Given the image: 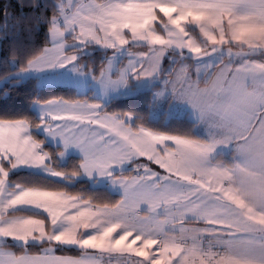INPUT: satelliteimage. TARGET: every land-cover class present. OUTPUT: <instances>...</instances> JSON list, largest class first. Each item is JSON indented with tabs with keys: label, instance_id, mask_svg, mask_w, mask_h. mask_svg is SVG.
Instances as JSON below:
<instances>
[{
	"label": "snow or ice",
	"instance_id": "obj_1",
	"mask_svg": "<svg viewBox=\"0 0 264 264\" xmlns=\"http://www.w3.org/2000/svg\"><path fill=\"white\" fill-rule=\"evenodd\" d=\"M3 42L0 95L76 98L0 114V264H264V0H18Z\"/></svg>",
	"mask_w": 264,
	"mask_h": 264
},
{
	"label": "trees",
	"instance_id": "obj_2",
	"mask_svg": "<svg viewBox=\"0 0 264 264\" xmlns=\"http://www.w3.org/2000/svg\"><path fill=\"white\" fill-rule=\"evenodd\" d=\"M17 4L18 0H0V5H8L13 9L17 8ZM33 40L36 47L41 46L43 44V32H41L38 36L33 37ZM7 52V42L0 43V72L4 71V69L7 67V65L4 63V58L6 57ZM81 62L83 63L84 61ZM87 63L89 65V68L95 67L97 74L99 73V68L101 67L99 54H97L95 57L88 58ZM0 87L3 86L0 85ZM37 93L45 97L64 96L66 98H76V91L70 86L61 85L38 88L35 81H25L19 88L10 89L8 95H0V114L17 115L20 113H27L29 110V97ZM89 95H91V93H89ZM144 107V101L140 98L122 97L112 100L108 104L107 110L110 112L127 111L130 109L142 111L144 110ZM152 126L159 130L166 131H186L191 127L186 117L168 115L166 112H160V115L154 118ZM51 147H54V145H52ZM72 190L75 192H83L84 194H89L88 186L85 184H77ZM109 199H118V196H111L109 197ZM60 253L78 254L77 251H65Z\"/></svg>",
	"mask_w": 264,
	"mask_h": 264
},
{
	"label": "rangeland",
	"instance_id": "obj_3",
	"mask_svg": "<svg viewBox=\"0 0 264 264\" xmlns=\"http://www.w3.org/2000/svg\"><path fill=\"white\" fill-rule=\"evenodd\" d=\"M133 51H142V50L133 49ZM124 63H127V60H125ZM61 84H64L63 86H69V85L62 83V82H53V83L48 84L47 86H61ZM159 115H160V112L157 113L155 117H158Z\"/></svg>",
	"mask_w": 264,
	"mask_h": 264
},
{
	"label": "crops",
	"instance_id": "obj_4",
	"mask_svg": "<svg viewBox=\"0 0 264 264\" xmlns=\"http://www.w3.org/2000/svg\"><path fill=\"white\" fill-rule=\"evenodd\" d=\"M61 85H64V84H61ZM153 167L155 168L156 166L153 165ZM54 179H55V178H54ZM57 254H58V255H73V256L78 255V254H67V253H60V252H58Z\"/></svg>",
	"mask_w": 264,
	"mask_h": 264
}]
</instances>
